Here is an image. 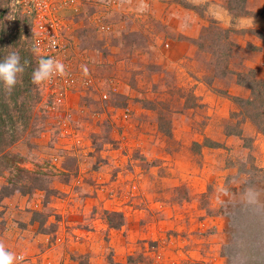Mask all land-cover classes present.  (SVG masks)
Here are the masks:
<instances>
[{
  "label": "rangeland",
  "instance_id": "1",
  "mask_svg": "<svg viewBox=\"0 0 264 264\" xmlns=\"http://www.w3.org/2000/svg\"><path fill=\"white\" fill-rule=\"evenodd\" d=\"M229 1L77 0L78 13L61 15L68 45L56 57L68 82L37 87L32 24L0 0V59L18 52L25 64L11 93L0 87L15 121L7 151L29 171L0 176V243L22 264H92L46 253L62 207L78 227L105 226L113 247L95 245L98 263L185 264L181 251L206 245L228 264H264V250H246L264 224L253 233L238 214L264 216V134L232 100L251 97L240 80L264 79V0ZM236 85L247 98L230 93ZM172 211L194 215L177 258L160 247L173 237H158L177 228L162 223Z\"/></svg>",
  "mask_w": 264,
  "mask_h": 264
},
{
  "label": "crops",
  "instance_id": "2",
  "mask_svg": "<svg viewBox=\"0 0 264 264\" xmlns=\"http://www.w3.org/2000/svg\"><path fill=\"white\" fill-rule=\"evenodd\" d=\"M230 93L240 95L243 98L244 97L247 98L249 94L248 91L245 90L240 85H236L235 87L231 88ZM94 202L98 203L99 199H96V200L94 199ZM66 209L67 208H64V209L63 207L61 208L62 215H64V219H63V222H61V226L62 224H64V227L60 229L61 232H58L60 237L58 238L57 241L59 242L53 241L51 243V246L49 248L47 247L46 253H54L56 250H58V252H60L61 255H66L67 257H69L70 254H74V253H79V254H84V255L91 254L90 261L92 262V264H106L104 261V256L102 260L100 261V263H98L97 257L99 256V254L97 255L96 250H95V245L100 246V243L101 245L102 243H105V246H109L110 248L113 247V240H110V241L105 240V237H106V231H105L106 229H104L105 226L98 224L97 220L95 221V224H94L91 222V220H89L90 218L87 217L88 219L87 223L81 227H78L77 226L78 223L72 220V217H68V220L66 219L65 217L67 213ZM69 214L70 213H68V215ZM165 218L166 220L162 221L164 225L166 223L175 222V224L177 225V228L174 229L173 224H171L170 228L172 229L171 230L168 229L170 234L169 233L166 234L165 231L162 233V235L161 233H158V237L160 236L161 238L165 235H168L167 239H170L171 237H173L171 238L172 240L170 242L166 241V242L160 243L161 244L160 247L162 248L166 244V247L168 246L167 247L168 253H171L173 257L177 258L179 254L178 250H180L181 248L185 249L187 247L188 239L185 236V232L187 233L189 232L188 235L192 233L190 232L191 228L190 226H188L187 222L188 223L189 221L193 222L194 215L192 214L189 215V213H178L177 211H172V213L171 212L168 213ZM182 221H184V223H182ZM181 223L184 225L183 227ZM158 224L160 225V221L155 220V222H153V227L155 228ZM151 231L155 232V229L152 230V227H151ZM176 232L178 234H176ZM19 233H20V236L22 237L23 235L21 231ZM156 235H157V232H156ZM16 236L17 235H15V237ZM42 236H43L42 234H37V232L36 234L33 233V235L29 237L28 241L31 243L32 241H34L33 242L34 244L38 242L39 241L38 238L41 239ZM191 238H189L190 242H191ZM60 241L62 245L59 244ZM36 247L38 249V245H36ZM197 248L198 250L195 248L194 252H191L190 250L189 251L184 250L183 252L182 251L180 252L185 258V262H184L185 264L194 263L195 258H199L200 256L201 257L199 260H201V264H228L225 260H223L224 258H220L219 256H216V254H212V252H206L205 251L207 248L206 245L203 247L198 246ZM202 248H204V250L203 252H200L199 249L201 250Z\"/></svg>",
  "mask_w": 264,
  "mask_h": 264
},
{
  "label": "trees",
  "instance_id": "3",
  "mask_svg": "<svg viewBox=\"0 0 264 264\" xmlns=\"http://www.w3.org/2000/svg\"><path fill=\"white\" fill-rule=\"evenodd\" d=\"M232 1H229V5L232 4ZM241 8H245L247 5L248 0H235ZM232 10V8H230ZM233 11V10H232ZM249 81L244 79L239 81L241 86H245L251 91V97L248 99H242L233 97L232 100L236 102L241 108L243 114H246L245 117L251 123H253L263 134H264V79L258 78L256 75L249 76ZM14 117L9 114L8 111H5L0 106V176L4 174H12V173H19V174H28L26 168L22 167L24 162L23 158L9 153L7 150L8 147H11L16 143L15 135H14ZM38 180V179H36ZM26 193H30L28 190ZM251 210H245V214L242 211L238 212L240 215H246V219L249 218L253 220L255 223L252 224L253 233H256V230H262L264 224V216H253L250 214ZM252 217V218H251ZM244 218V217H241ZM239 221L240 219L237 218ZM255 238L252 240L251 243H247L246 250H249L252 254L259 251L264 250V232H258ZM254 237V236H253ZM232 249V245L230 246ZM234 249L237 252L239 248L240 251L242 250V245L235 246L233 244ZM261 253V252H260ZM254 255V254H253ZM225 256H228L230 261L233 259L234 255L232 254L231 250L225 249ZM255 264H258L255 261Z\"/></svg>",
  "mask_w": 264,
  "mask_h": 264
},
{
  "label": "built area",
  "instance_id": "4",
  "mask_svg": "<svg viewBox=\"0 0 264 264\" xmlns=\"http://www.w3.org/2000/svg\"><path fill=\"white\" fill-rule=\"evenodd\" d=\"M13 3L18 8L23 9L27 19L32 24V45L38 44L41 50L40 55L56 59L62 54L68 44L63 40L62 30L65 24H63L61 15L78 13L80 9L77 0H13ZM53 40L55 46H52ZM68 75L69 73H66L65 78L63 77L66 83L68 82L66 79ZM61 76L57 75L49 81L50 84L54 85L52 87L59 85L58 81L62 80Z\"/></svg>",
  "mask_w": 264,
  "mask_h": 264
},
{
  "label": "clouds",
  "instance_id": "5",
  "mask_svg": "<svg viewBox=\"0 0 264 264\" xmlns=\"http://www.w3.org/2000/svg\"><path fill=\"white\" fill-rule=\"evenodd\" d=\"M55 46V41H52ZM32 54L38 56L37 67L31 74V83L37 87L47 83L57 75H64L65 66L54 57H44L40 55V47L33 44L31 48ZM83 71L87 74V67H83ZM25 72V64L21 62L18 52H11L7 56L0 59V87L11 93L20 82L21 75ZM23 255H17L8 250L4 244L0 243V264H22Z\"/></svg>",
  "mask_w": 264,
  "mask_h": 264
}]
</instances>
